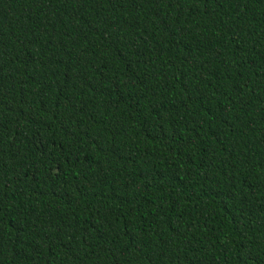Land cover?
I'll return each mask as SVG.
<instances>
[{
	"label": "trees",
	"instance_id": "16d2710c",
	"mask_svg": "<svg viewBox=\"0 0 264 264\" xmlns=\"http://www.w3.org/2000/svg\"><path fill=\"white\" fill-rule=\"evenodd\" d=\"M0 264H264V0H0Z\"/></svg>",
	"mask_w": 264,
	"mask_h": 264
}]
</instances>
